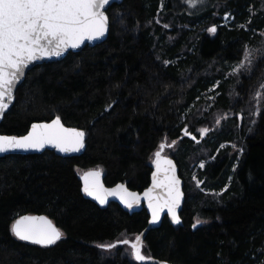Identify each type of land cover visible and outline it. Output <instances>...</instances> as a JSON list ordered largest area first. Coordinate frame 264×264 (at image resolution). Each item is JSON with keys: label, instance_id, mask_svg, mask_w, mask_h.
<instances>
[{"label": "trees", "instance_id": "1", "mask_svg": "<svg viewBox=\"0 0 264 264\" xmlns=\"http://www.w3.org/2000/svg\"><path fill=\"white\" fill-rule=\"evenodd\" d=\"M225 12L228 26L219 25ZM106 13L107 38L29 69L0 122V133L22 136L59 116L85 132L78 156L0 157V264H154L118 243L134 242L146 210L100 208L81 193L80 177L97 169L108 186L142 191L158 150L177 163L185 197L180 223L164 217L143 237L147 260L264 264V89L255 115L250 100L264 56L232 72L246 47L264 49V0H123ZM25 213L47 215L61 240L17 239L11 225ZM195 217L206 223L193 228ZM108 243L116 246L99 247Z\"/></svg>", "mask_w": 264, "mask_h": 264}, {"label": "snow or ice", "instance_id": "2", "mask_svg": "<svg viewBox=\"0 0 264 264\" xmlns=\"http://www.w3.org/2000/svg\"><path fill=\"white\" fill-rule=\"evenodd\" d=\"M186 2L196 7L202 0ZM110 4L111 0H0V116L9 108L16 85L25 75L29 64L44 57L60 56L69 48L80 47L86 40L100 39L105 35L109 27L106 8ZM208 31L214 33L216 27ZM257 56H264V49L246 47L243 61L233 68V73L246 66L250 68ZM261 87L264 88V85ZM185 134H188L187 129ZM84 138V131L65 128L61 118L56 116L51 123H33L27 135H0V153L17 149L39 150L49 144L63 152L79 151L84 147ZM160 148H164L163 143ZM154 155L157 171L152 174L153 186L143 193L152 211V222L157 221L161 211L166 208L173 221L179 223L176 209L183 193L175 175V166L172 160L162 158L161 151H156ZM163 165L168 167L163 168ZM162 170L165 173L170 171L171 175L166 174L163 180L158 179V173ZM100 175L99 171H89L84 175L83 191L87 195L93 196L100 204H105L109 196H118L129 208L137 204L138 193L129 191L124 184L105 188L99 180ZM158 187L166 189V197L152 195L153 189ZM199 223L201 221L197 220L193 228ZM11 231L21 240L40 245L55 244L63 236L47 216H20L11 225ZM118 243L130 244L131 254L136 261L150 259L143 255L141 235L136 236L135 242L122 240ZM115 246L112 243L99 245L103 249Z\"/></svg>", "mask_w": 264, "mask_h": 264}, {"label": "water", "instance_id": "3", "mask_svg": "<svg viewBox=\"0 0 264 264\" xmlns=\"http://www.w3.org/2000/svg\"><path fill=\"white\" fill-rule=\"evenodd\" d=\"M122 1H123V0H111V4H110V5H112L113 3H121ZM108 7H109V6H108ZM108 7L106 8V10L108 9ZM213 26H214V25H212L210 28H212ZM108 30H109V27H108ZM108 30H107V32L105 33V35H104L103 37H101L100 39H96V40H86V41L84 42V44H82L80 47H78V48H74V49H73V48H69V49H67L65 52H63L60 56L44 57V58L38 59V60H36V61H33V62H32L31 64H29V66L25 69V75H26V73H27V71H28L29 69H31L33 66H35V65H37V64H40V63H43V62H51V61L61 60V59H62V58L68 53V52H70V51H72V52H77V51L81 50L82 48H84L85 46H95V45H97V44L103 42V41L107 38ZM25 75H24L23 78L17 83L15 90H16L17 87L23 82ZM14 93H15V91H14ZM14 100H15V97H14V99L11 101V103H10V105H9V108L5 110L4 114H5V113H6V112L12 107V105H13V103H14ZM4 114H3V115H4ZM3 115L0 116V122H1V120H2V118H3ZM55 118H56V117H55ZM55 118H53V119H55ZM53 119H51V120H49V121H34V122H32V123L30 124V126H29V129H28L27 133L31 130V125H32L33 123H51V121H52ZM238 119H239V123H241V120H242L241 115L238 116ZM61 123L64 125L65 128H69V129H72V128L80 129V128H77V127H74V126H67V125H65V124L62 122V120H61ZM185 129H187V128L184 127V128L182 129V135H183V136H186V137H188V138H190V139H192V140H196V141H197L196 136H195L193 133H191L190 131L187 130L188 134L186 135V134H185ZM80 130H82V129H80ZM82 131H84V130H82ZM27 133L24 134V135H27ZM0 135H8V134H2V133H0ZM9 136H13V135H9ZM22 136H23V135H22ZM193 137H195V139H193ZM84 149H85V138H84V147L81 148L79 151L63 152V151H60V150H59L57 147H55L54 145H50V144H49V145H46L43 149H39V150H36V149H29V150H20V149H17V150H11V151H7V152H3V153H0V157H4V156H7V155H11V154H37V153H41V152H43V151H45V150H54V151H55L59 156H61V157H70V156H78V155H81V154L84 152ZM162 158H165V156H162ZM166 158L172 160L173 165L175 166V175H176V176L178 177V179H179V182H180V183H179V188H180V191L183 193V196H182V198H181L180 204H179V206H178L177 209H176V213H177V215L179 216L180 211H181L182 206H183V203H184V197H185V194H184V186H185V182H184L183 178H182L181 175H180V170H179V167H178L177 163L175 162V160L172 159V158H170V157H166ZM155 159H156V157H155ZM155 159H154L153 162H152V171H151V174H150L149 185H148L146 188H144L142 191L132 190V189H130V188L127 186V184L124 183V182H117V183L114 184V185L108 186V185H106V184L104 183V175H103V173H102L100 170L92 169V170H88V171L84 172V173L81 175V177H80V182H81V193L83 194V196H84L86 199H88V200L94 202V203H95L97 206H99L100 208H106L110 203H116V204H118V205H119L124 211H126V212H128V213L137 212V211H140V210H142V209L144 208V209L146 210L147 214H148V222H147L146 227H145V228H144V229L138 234V235H141V236H142V239H143V237L145 236V234L147 233V231H149L150 229H154V228L159 227L164 217H166V218H167L172 224H178V223H176V222L173 221L171 214L168 213V211H167L166 208H165L164 210L161 211L160 216H159V219H158L157 221H155V222H152V211H151V209L148 207V203H149V202H148V199H147L146 197H144L143 193L145 192L146 189H148V188H150V187L153 186L152 174H153V172H156V171H157L156 165H155V163H154ZM162 167H163V168H167L168 166H167V165H163ZM89 171H99V172L101 173V175H100V177H99V180H100V182L104 185L105 188H114V187H115L116 185H118V184H124L125 187H126L129 191L138 193V194H139V200H138L137 204H135L132 208H129V207H127V206H126V205L120 200V198H119L118 196H109V197H107V202H106L105 204H100L99 201L96 200L93 196H89V195H87V194L83 191V187H84V179H83V177H84V175H85L86 173H88ZM166 174H167V175H171V172L169 171V172L165 173V172L162 170V171H160V172L158 173V177H157V178L160 179V180H163ZM152 195H153L154 197L164 198V197H166V189L161 188V187L154 188V189H153V193H152ZM20 216H47V215L42 214V213H41V214H40V213H33V214L25 213V214L19 215L16 219H18ZM47 217H48V216H47ZM48 218H49V217H48ZM179 218H180V217H179ZM16 219H15V220H16ZM49 219H50V218H49ZM15 220H14V221H15ZM50 220H51V219H50ZM14 221H13V223H14ZM52 222H53V221H52ZM180 222H181V220H180ZM180 222H179V223H180ZM13 223H12V224H13ZM53 224H54V222H53ZM54 225H55V224H54ZM55 226H56V225H55ZM56 227H57V226H56ZM57 228H58V227H57ZM13 235H14V234H13ZM14 236H15V235H14ZM15 237H16V236H15ZM16 238L19 239L18 237H16ZM19 240H21V239H19ZM23 241H25V240H23ZM27 242L33 243L32 241H27ZM134 242H135V240H134ZM34 244H36V243H34ZM39 245H40V244H39ZM144 262H146V263H154V264H160V262H164V264H171V263H169V262H167V261H165V260H146V261H144Z\"/></svg>", "mask_w": 264, "mask_h": 264}, {"label": "rangeland", "instance_id": "4", "mask_svg": "<svg viewBox=\"0 0 264 264\" xmlns=\"http://www.w3.org/2000/svg\"><path fill=\"white\" fill-rule=\"evenodd\" d=\"M224 14H230V12H225ZM224 14L221 16V22L219 23V25H227L228 26V23H226V22H224V20H223V16H224ZM231 15V14H230ZM240 25H242V23H238L237 24V26H240ZM262 36H263V38H264V33H262ZM243 58H244V56H243ZM243 58L241 59V61L239 62V63H241L242 61H243ZM257 59H259L258 58V56L254 59V61L255 60H257ZM253 61V62H254ZM238 63V64H239ZM252 65H253V63H252ZM251 65V66H252ZM245 68H249V67H245ZM233 72V71H232ZM262 85H264V77H262L261 79H258L257 81H255V84H254V86H253V88H252V90H253V97L250 99L251 100V110L254 112V115H255V112H256V107H255V105L257 104V101H258V99L261 97V93L259 92V91H261L262 92V90L264 89V88H262L261 86ZM262 98L264 99V95L262 96ZM252 114V113H251ZM238 116L239 115H241V117H242V119H243V116H242V114L241 113H238L237 114ZM238 121H239V119H238ZM241 122H242V120H241ZM239 124H241V123H239ZM203 133H206V132H204L203 131ZM204 136V134H202V137ZM227 143H222L220 146H225ZM229 144V143H228ZM197 220H199V221H201V223H199V224H204V223H206V220L205 219H203V218H199V217H195V219H194V222L196 223V221ZM198 224V225H199Z\"/></svg>", "mask_w": 264, "mask_h": 264}, {"label": "built area", "instance_id": "5", "mask_svg": "<svg viewBox=\"0 0 264 264\" xmlns=\"http://www.w3.org/2000/svg\"><path fill=\"white\" fill-rule=\"evenodd\" d=\"M223 20H224V22H226V23H231V21L233 20V16L232 15H230V14H224V16H223Z\"/></svg>", "mask_w": 264, "mask_h": 264}]
</instances>
